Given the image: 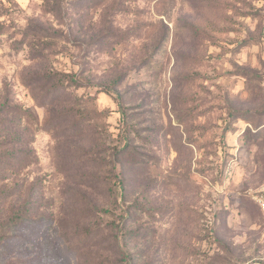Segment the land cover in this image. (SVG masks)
Returning a JSON list of instances; mask_svg holds the SVG:
<instances>
[{"label": "rangeland", "instance_id": "rangeland-1", "mask_svg": "<svg viewBox=\"0 0 264 264\" xmlns=\"http://www.w3.org/2000/svg\"><path fill=\"white\" fill-rule=\"evenodd\" d=\"M263 182L264 0H0V264H264Z\"/></svg>", "mask_w": 264, "mask_h": 264}, {"label": "built area", "instance_id": "built-area-1", "mask_svg": "<svg viewBox=\"0 0 264 264\" xmlns=\"http://www.w3.org/2000/svg\"><path fill=\"white\" fill-rule=\"evenodd\" d=\"M256 204L264 216V182L260 185L255 195Z\"/></svg>", "mask_w": 264, "mask_h": 264}, {"label": "trees", "instance_id": "trees-1", "mask_svg": "<svg viewBox=\"0 0 264 264\" xmlns=\"http://www.w3.org/2000/svg\"><path fill=\"white\" fill-rule=\"evenodd\" d=\"M60 80V79H59ZM71 80L72 81H75V79H73V77H71ZM119 246V245H118ZM120 248V247H119ZM123 256H124V258H126V252H124V251H122L121 250V252H120Z\"/></svg>", "mask_w": 264, "mask_h": 264}]
</instances>
